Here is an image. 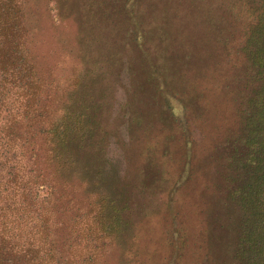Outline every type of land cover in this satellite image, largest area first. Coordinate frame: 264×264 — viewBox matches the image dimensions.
Masks as SVG:
<instances>
[{
  "label": "trees",
  "instance_id": "obj_1",
  "mask_svg": "<svg viewBox=\"0 0 264 264\" xmlns=\"http://www.w3.org/2000/svg\"><path fill=\"white\" fill-rule=\"evenodd\" d=\"M26 3L0 0V264L110 263L127 234L129 198L111 193L110 126L97 117V86L124 77L145 34L155 44L128 72L140 74L139 92L154 87V113L169 111L186 147L192 121L206 124L225 104L211 130L226 209L217 221L235 235L231 264H264V0H106L103 44L73 78L33 60ZM77 3L86 25L95 2ZM131 110L126 102L124 118L135 125Z\"/></svg>",
  "mask_w": 264,
  "mask_h": 264
},
{
  "label": "rangeland",
  "instance_id": "obj_2",
  "mask_svg": "<svg viewBox=\"0 0 264 264\" xmlns=\"http://www.w3.org/2000/svg\"><path fill=\"white\" fill-rule=\"evenodd\" d=\"M67 1L68 4L66 0H27L26 13L33 60L43 72L73 78L95 62L90 51L96 43L103 44L97 34L108 18L104 14L106 0H94L93 14L86 25L81 5L77 0ZM146 5L141 6L143 11ZM82 23L87 33L90 29L89 38L82 39ZM148 37L145 34L139 38L135 50L128 52L132 63H127L126 73L122 71L126 80L100 79L97 86L101 91L96 100L97 117L101 120L104 116L103 121L110 126L108 151L113 161L108 178L113 179L114 185L111 193L119 194L121 188V193L129 198L127 234L122 242L115 243L109 264H123L127 259L131 264H231L235 235L217 221L226 209L217 169L219 161L212 158L216 148L211 132L228 112L223 103L207 114L206 124L193 120L192 129L187 132L192 144L186 147L187 137H183L184 132L169 111L162 108L159 119L154 113L158 109L154 87L147 92L141 88L139 92L136 81L141 80L140 74L134 76V69L128 72L129 66L138 70L142 65L148 42L147 49L153 48L155 41ZM107 70L101 68L100 72ZM126 102L132 105L129 116L139 118L135 125L124 118ZM185 118L180 119V125ZM105 189H100V196L107 192Z\"/></svg>",
  "mask_w": 264,
  "mask_h": 264
}]
</instances>
